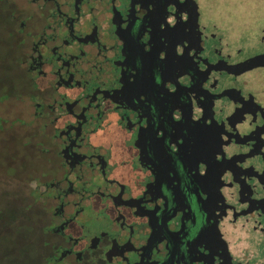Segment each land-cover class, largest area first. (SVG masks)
Masks as SVG:
<instances>
[{"label":"flooded vegetation","instance_id":"obj_1","mask_svg":"<svg viewBox=\"0 0 264 264\" xmlns=\"http://www.w3.org/2000/svg\"><path fill=\"white\" fill-rule=\"evenodd\" d=\"M0 264H264V0H0Z\"/></svg>","mask_w":264,"mask_h":264},{"label":"rangeland","instance_id":"obj_2","mask_svg":"<svg viewBox=\"0 0 264 264\" xmlns=\"http://www.w3.org/2000/svg\"><path fill=\"white\" fill-rule=\"evenodd\" d=\"M199 1L202 2V3H209L210 1L211 2H216L217 0H199ZM13 124H14V121H13Z\"/></svg>","mask_w":264,"mask_h":264}]
</instances>
